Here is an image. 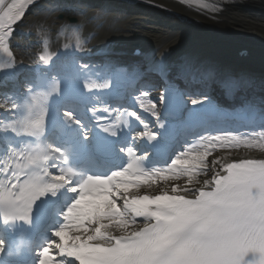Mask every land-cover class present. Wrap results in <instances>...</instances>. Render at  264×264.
Returning a JSON list of instances; mask_svg holds the SVG:
<instances>
[{"label": "bare ground", "instance_id": "6f19581e", "mask_svg": "<svg viewBox=\"0 0 264 264\" xmlns=\"http://www.w3.org/2000/svg\"><path fill=\"white\" fill-rule=\"evenodd\" d=\"M203 5L181 0H34L14 26L9 40L18 61L14 73L10 75L13 79L10 76L0 79V118L8 113L3 107L20 92L26 82L24 78H30L29 74L36 64L31 50H42L43 54L53 57L48 65L42 64L46 73L74 76L82 71L83 66L91 64L95 56L104 59L103 65L112 63L116 58L114 53L130 47V43L143 47L140 67L152 63L161 75L174 71L181 75L201 74L209 82L208 86L214 82L215 86L218 85L217 89L220 87L221 96L228 102L232 99L233 88L242 85L247 89L248 80H253L250 76L246 79L232 78L227 73L229 66L236 69L244 66L232 54L249 46L251 58L264 64L260 58L264 57V53L260 54L264 51V2H214L207 8ZM69 19L74 22L69 24ZM36 22H40L37 31L34 28ZM159 55L162 58L157 64ZM140 67L132 71L136 73ZM217 91L214 88L209 96ZM156 96L152 93L154 99ZM211 105L206 100L197 105L189 104V109L193 113L204 114L211 109ZM251 114L252 111L248 115L249 120L255 124L257 121ZM211 153L204 152L200 156H205L206 162H215L217 158L264 159V151L258 149L227 151L219 145L214 156ZM187 158L209 169L208 175L201 177L198 184L182 181L183 176L161 174L155 179H141L136 194H143L145 186L151 184V195L172 191L180 192L173 195L176 198L191 197L192 193L186 189L202 187L212 177L213 165L200 164L199 158L193 154H188ZM173 183L181 188H173ZM125 187L129 186L117 185L112 194H91L84 198L85 215L90 222L95 220L94 229L122 235L134 233L139 228L129 224L113 226L108 221L97 220L96 214L102 209L120 206L118 202L128 195ZM57 233L54 235L57 240H52L50 244L68 243L76 236L73 230L63 229ZM39 264H42L41 261Z\"/></svg>", "mask_w": 264, "mask_h": 264}, {"label": "snow or ice", "instance_id": "6c2138e0", "mask_svg": "<svg viewBox=\"0 0 264 264\" xmlns=\"http://www.w3.org/2000/svg\"><path fill=\"white\" fill-rule=\"evenodd\" d=\"M33 2L34 0H26V5L21 4L19 7L13 5L15 14L10 18L6 14L2 18L4 27L0 30V70L5 67L11 68L16 62L9 40L15 30L14 26L24 17L28 6ZM203 7L207 8L208 5H203ZM5 9H7V3L0 5V12H5ZM8 11L10 12L11 9ZM52 58L48 54L39 56V60L44 65H48ZM85 87L91 90L96 85H85ZM149 96L150 92L144 91L138 97L148 98ZM35 100L36 98L33 97L32 102ZM148 101L153 107H157L151 99ZM202 102L201 99L191 100L193 105ZM24 107L29 109L32 103L25 102ZM139 107L142 109L140 104ZM3 108L9 110L7 106ZM15 109L16 105H12L11 110ZM108 111V109L105 110V112ZM131 113L133 119H140L136 112ZM64 115L68 120L80 123L74 121L72 113L65 112ZM46 119L47 112L42 118L45 127ZM107 119L108 117L100 118L101 122H106ZM39 123V120L36 121L37 125ZM8 127L13 128L14 124L9 123ZM209 143L218 144L227 151L241 148L264 151V133L251 135L224 133L219 134ZM127 151L131 152L133 149L129 148ZM214 153L215 151L211 155L214 156ZM206 163L213 165V175L204 182L202 187L186 189L187 192L192 193L191 198L185 195L184 200H170L168 197L179 195L180 192L161 193L159 199L155 196L150 198L154 204L159 205L157 209L149 210L145 214L137 211L130 218L137 222V218L143 216L145 221L151 219L156 222L145 223V226L135 233V238L128 237L124 241L126 246L139 250L138 255L129 258V264H264V159L217 158L215 162L208 160ZM2 167L0 165V168ZM121 175L123 172L118 171L113 179ZM0 177H2L0 188L4 189L7 196L19 194L26 201L31 195V188L23 183L22 178L13 175V169L9 168L7 174L0 172ZM9 177L12 178L9 179ZM3 181L7 183L4 184ZM172 185L173 188H181L179 184L173 183ZM8 189L12 192L9 193ZM253 189L256 190L255 195ZM46 194L48 193H41L32 202L29 218L35 202ZM125 202L128 207H124ZM142 202L145 201L133 197L132 194L122 197L118 202L121 206V216H127L129 209H134L136 203ZM6 204L15 210V204L11 200H7ZM79 204L80 201H77L73 206V211ZM173 217L176 218V222H168ZM77 227L81 243L87 239L88 235H94L92 231L85 232L84 228ZM54 238L56 239V236ZM93 242L114 249H119L121 246L95 239ZM3 247V242H0V252ZM72 247L70 244L69 248ZM75 248L78 249L79 245ZM45 249L38 250L36 253L38 258L42 257L45 261L50 259L52 264H77V262L79 264L77 259L79 251L70 254L65 250L61 253L59 248L47 245ZM249 254H252L253 259L246 260ZM37 264H39V259Z\"/></svg>", "mask_w": 264, "mask_h": 264}, {"label": "rangeland", "instance_id": "374dc122", "mask_svg": "<svg viewBox=\"0 0 264 264\" xmlns=\"http://www.w3.org/2000/svg\"><path fill=\"white\" fill-rule=\"evenodd\" d=\"M147 11V10H146ZM149 11V10H148ZM147 11V12H148ZM150 12V11H149ZM70 24V23H69ZM38 25H40V22L38 23V22H36V24L34 25V28L36 29V31H37V26ZM201 33V32H200ZM245 48H249V46H245ZM250 49V48H249ZM250 53H251V51H250ZM264 53V51L262 50V51H260V54H263ZM264 55V54H263ZM261 59H263V61H264V57H260ZM249 61L250 62H253V63H255V64H257L256 63V61H258V60H252V59H249ZM259 62V61H258ZM261 62V61H260ZM250 102L251 103H253V104H255V105H257V108H261V107H263L264 106V97L261 95V96H257V97H255L254 98V100L252 101V100H250ZM260 152H263V151H260ZM208 175V172H207V174H206V176ZM201 177L203 178V177H205V175H203V176H199V177H197V178H192V177H188V178H182L181 180L183 181H189V182H191V183H196L197 181H199V179H201ZM151 184H148L147 186H145V189L144 190H142L143 192H145V191H149V190H151ZM125 192H127L128 194H134L135 192L136 193H138L139 192V190H138V187L137 186H134V187H125ZM93 222H95L94 220H92ZM93 222H90L89 221V223H88V228H86L85 229V232H89V231H92V229H93ZM79 233V231H77V232H75V234L79 237L80 235L78 234Z\"/></svg>", "mask_w": 264, "mask_h": 264}, {"label": "clouds", "instance_id": "9594fccd", "mask_svg": "<svg viewBox=\"0 0 264 264\" xmlns=\"http://www.w3.org/2000/svg\"><path fill=\"white\" fill-rule=\"evenodd\" d=\"M168 222H170V223H175V222H176V218L173 217V218H171V220H169Z\"/></svg>", "mask_w": 264, "mask_h": 264}]
</instances>
